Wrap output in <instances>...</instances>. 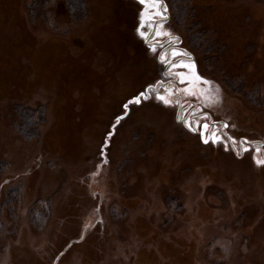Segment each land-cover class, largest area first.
<instances>
[{
    "label": "rangeland",
    "instance_id": "374dc122",
    "mask_svg": "<svg viewBox=\"0 0 264 264\" xmlns=\"http://www.w3.org/2000/svg\"><path fill=\"white\" fill-rule=\"evenodd\" d=\"M81 3L0 0V264H264V0H164L147 40ZM165 39L212 81L183 108L146 92Z\"/></svg>",
    "mask_w": 264,
    "mask_h": 264
},
{
    "label": "snow or ice",
    "instance_id": "6c2138e0",
    "mask_svg": "<svg viewBox=\"0 0 264 264\" xmlns=\"http://www.w3.org/2000/svg\"><path fill=\"white\" fill-rule=\"evenodd\" d=\"M138 3L143 6L144 11L140 13V22L139 27L137 29L139 35L142 39L147 40L148 36L146 35L145 30L156 24L158 27H162L160 21L166 20L167 17L165 13L167 12V7L164 5L163 0H138ZM159 18V20H157ZM155 35L162 36L164 33L156 32ZM171 43V39H170ZM155 51V47L152 48ZM188 57L189 61L191 60L190 56L186 52H179L175 49L172 51V59L169 60L167 54L159 56V63L164 65L167 68V72L164 74L165 79L160 80L152 85H149L146 89L147 93H156V99L167 107H179L183 108L184 104L181 102V98L184 96L187 97H198V90L201 89V86H210L212 81L204 79L197 71L195 67L194 61L186 62V61H177L175 57ZM175 70V71H174ZM175 82V83H173ZM177 85H184L183 88H179ZM166 93V95H161L160 90ZM202 91H199V95H203ZM174 97V98H173ZM149 97L145 92H141L136 97L130 99L125 105L124 108L127 110L129 105L135 104L139 105L142 102V99H148ZM197 109L193 108L190 113L184 116H178L177 119L183 122L190 131L196 129H203L200 132V135L203 139V142L207 144L209 140L207 139V131L209 129V125L207 123H201L200 119L192 121L188 119V115L196 116ZM122 117H117L116 124L120 123ZM207 119V117H204ZM225 128L228 125H224ZM213 143L217 142L218 137L216 136L215 131H212ZM231 139V138H229ZM233 144H236L237 141L233 140ZM245 145L250 144V141H244ZM244 151H248L249 149L245 147ZM103 151V150H101ZM256 152H260L261 149L257 147L255 149ZM257 163L261 166H264V160H258Z\"/></svg>",
    "mask_w": 264,
    "mask_h": 264
},
{
    "label": "flooded vegetation",
    "instance_id": "af4514ba",
    "mask_svg": "<svg viewBox=\"0 0 264 264\" xmlns=\"http://www.w3.org/2000/svg\"><path fill=\"white\" fill-rule=\"evenodd\" d=\"M163 3H164V0H163ZM157 20H159V19H157ZM163 21H165V20H163ZM160 22H162V21H160ZM175 40H176V42H179L178 39H175ZM167 41L168 40L165 39L164 41L156 42V45L161 46V49L163 51H168L169 52L168 57H170L171 51H173L174 49L180 50V48L177 45H174V43H166ZM165 73H166V71H164L163 74H165Z\"/></svg>",
    "mask_w": 264,
    "mask_h": 264
},
{
    "label": "trees",
    "instance_id": "16d2710c",
    "mask_svg": "<svg viewBox=\"0 0 264 264\" xmlns=\"http://www.w3.org/2000/svg\"><path fill=\"white\" fill-rule=\"evenodd\" d=\"M75 5H78L77 8H79L82 5V3L80 4V0H70V6L75 7Z\"/></svg>",
    "mask_w": 264,
    "mask_h": 264
}]
</instances>
